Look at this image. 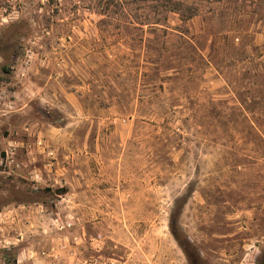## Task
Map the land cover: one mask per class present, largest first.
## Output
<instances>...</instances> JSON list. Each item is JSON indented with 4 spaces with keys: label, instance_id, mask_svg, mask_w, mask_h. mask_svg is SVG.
Masks as SVG:
<instances>
[{
    "label": "rangeland",
    "instance_id": "374dc122",
    "mask_svg": "<svg viewBox=\"0 0 264 264\" xmlns=\"http://www.w3.org/2000/svg\"><path fill=\"white\" fill-rule=\"evenodd\" d=\"M172 213L264 258V0H0V264H188Z\"/></svg>",
    "mask_w": 264,
    "mask_h": 264
},
{
    "label": "trees",
    "instance_id": "16d2710c",
    "mask_svg": "<svg viewBox=\"0 0 264 264\" xmlns=\"http://www.w3.org/2000/svg\"><path fill=\"white\" fill-rule=\"evenodd\" d=\"M59 192V194H65L66 189L65 188H60L56 190ZM177 214L172 213L170 222H169V229L175 240L178 242L179 246L181 247L184 255L186 256L187 263L188 264H198L199 262V254L198 252L190 245V243L185 240L182 241L179 238V230H178V225H177ZM260 264H264V258L261 260Z\"/></svg>",
    "mask_w": 264,
    "mask_h": 264
}]
</instances>
